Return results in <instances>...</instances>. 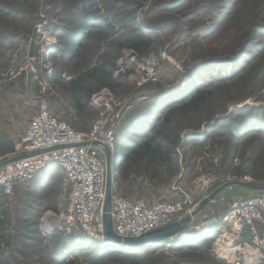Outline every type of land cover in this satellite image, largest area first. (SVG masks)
Listing matches in <instances>:
<instances>
[{"label":"rangeland","instance_id":"obj_1","mask_svg":"<svg viewBox=\"0 0 264 264\" xmlns=\"http://www.w3.org/2000/svg\"><path fill=\"white\" fill-rule=\"evenodd\" d=\"M146 59L157 79L137 88L132 77ZM92 68L125 100L114 191L180 199L175 221L184 228L120 245L56 225L68 193L53 165L12 196L0 193V264H225V251L242 241L217 251L219 239L236 237L225 221L231 204L264 195V0H0V156L43 100L88 129L103 86L85 81L92 91L81 106L70 86ZM151 138L160 152L145 146Z\"/></svg>","mask_w":264,"mask_h":264},{"label":"built area","instance_id":"obj_2","mask_svg":"<svg viewBox=\"0 0 264 264\" xmlns=\"http://www.w3.org/2000/svg\"><path fill=\"white\" fill-rule=\"evenodd\" d=\"M137 67V75L132 77L137 88L156 81L152 60H142ZM91 104L99 107L98 114L88 129L81 130L60 119L48 102L41 101L14 150L0 156V193L12 196L18 185L56 165L67 187V202L59 216L67 229L107 241L104 215L122 237H141L177 220L184 209L180 199H127L114 191L111 163L118 148L116 129L125 100L103 87L93 95ZM225 221L242 241L232 248V258H223L224 263L264 264V195L234 201Z\"/></svg>","mask_w":264,"mask_h":264},{"label":"trees","instance_id":"obj_3","mask_svg":"<svg viewBox=\"0 0 264 264\" xmlns=\"http://www.w3.org/2000/svg\"><path fill=\"white\" fill-rule=\"evenodd\" d=\"M132 47L135 49H139V46L137 44H131ZM101 69H97V68H92L90 69L86 74L80 76L79 78H77L74 82L71 83L70 86V96L72 98V100L75 101V103L78 106H81V99H82V93L83 92H91L92 91V87L90 84H88L85 81H90L92 83L97 84L98 86H103V87H107V79L102 77L101 75ZM200 98V91H196L191 94L190 96V100H195V99H199ZM118 138V134L116 133V140ZM120 141V143H119ZM124 145V140L120 137V139L118 138V145ZM153 144V146H152ZM145 146L150 149V151L152 153H157L160 152V148H161V143L157 140H155L154 138L149 139L148 142L145 143Z\"/></svg>","mask_w":264,"mask_h":264},{"label":"water","instance_id":"obj_4","mask_svg":"<svg viewBox=\"0 0 264 264\" xmlns=\"http://www.w3.org/2000/svg\"><path fill=\"white\" fill-rule=\"evenodd\" d=\"M104 222L106 228L105 238L107 241L117 243L120 245H137L146 244L155 241L166 239L170 236L176 235L184 228V220L173 221L167 225L159 227L155 230L147 232L141 237H122L118 236L112 228L111 219L104 215Z\"/></svg>","mask_w":264,"mask_h":264},{"label":"bare ground","instance_id":"obj_5","mask_svg":"<svg viewBox=\"0 0 264 264\" xmlns=\"http://www.w3.org/2000/svg\"><path fill=\"white\" fill-rule=\"evenodd\" d=\"M118 144V143H117ZM120 147V144L118 145V148ZM50 169H49V167H46V169H42L39 173H41V172H48ZM44 219H45V223L47 224V222L49 221H51V223H52V221H54V220H56V217H55V215H54V213H52V212H46L45 214H44ZM58 221H59V219H57V223H56V225L58 224ZM48 222V223H49ZM48 226H52L53 224H47ZM53 227H55V224L53 225ZM234 240V241H233ZM107 242H109V241H107ZM157 241H155V242H152V243H156ZM237 243V240H236V237H234V236H227V234L225 235V237H224V239H219V248H217L218 250V253H220V249H222L223 247H224V245H230V244H232V243ZM223 243V244H222ZM147 244V243H146ZM137 245H139V244H137ZM226 253L224 254V256L226 257V258H228L229 256H230V254H231V249H230V251L229 250H226L225 251ZM228 252V253H227Z\"/></svg>","mask_w":264,"mask_h":264}]
</instances>
